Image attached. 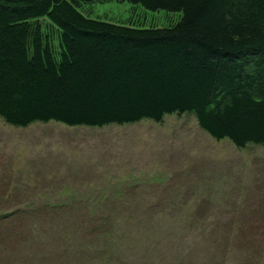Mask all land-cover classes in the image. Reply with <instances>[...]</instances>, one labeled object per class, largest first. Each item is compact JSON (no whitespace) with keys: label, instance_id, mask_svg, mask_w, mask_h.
Masks as SVG:
<instances>
[{"label":"trees","instance_id":"1","mask_svg":"<svg viewBox=\"0 0 264 264\" xmlns=\"http://www.w3.org/2000/svg\"><path fill=\"white\" fill-rule=\"evenodd\" d=\"M107 1L0 0V119L17 128L51 121L102 128L187 113L216 140L264 147V0H115L178 16L161 28L90 18L87 7ZM0 183V264H33V253L44 264H128L123 232L136 225L120 224L103 205L113 198L71 196L72 204L44 193L35 203V193ZM71 212L85 228L76 251L22 241L24 224H46V216H65L67 224L50 230L67 237ZM172 243L160 241L162 256ZM166 262L180 264V256Z\"/></svg>","mask_w":264,"mask_h":264},{"label":"rangeland","instance_id":"2","mask_svg":"<svg viewBox=\"0 0 264 264\" xmlns=\"http://www.w3.org/2000/svg\"><path fill=\"white\" fill-rule=\"evenodd\" d=\"M87 8L90 18L135 27L161 28L178 19L126 1ZM0 181L9 182L5 186L12 191L35 193V203L44 193L72 204L71 196L113 198L103 205L115 208L120 224L136 225L123 232L124 240L121 230L116 232L128 264H168L176 255L180 264H195L197 257L200 263L214 258L212 264H264V147L237 148L227 138L216 140L187 113L167 114L161 123L146 119L102 128L55 121L17 128L0 119ZM68 214L74 231L67 237L50 230L67 224L66 217L56 222L46 216V224H24L22 241L76 251L85 228L79 213ZM36 227L34 234L27 230ZM160 241L175 242L163 248V256ZM182 248L197 249L189 262L183 260L187 263L181 261ZM34 258L33 253V264L49 262Z\"/></svg>","mask_w":264,"mask_h":264}]
</instances>
